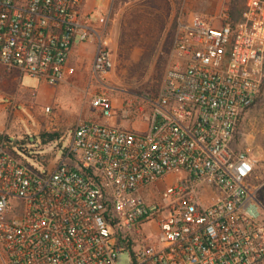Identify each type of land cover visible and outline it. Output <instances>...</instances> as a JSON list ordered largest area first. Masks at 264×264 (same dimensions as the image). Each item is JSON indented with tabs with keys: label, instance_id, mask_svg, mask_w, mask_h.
<instances>
[{
	"label": "built area",
	"instance_id": "2783aa9c",
	"mask_svg": "<svg viewBox=\"0 0 264 264\" xmlns=\"http://www.w3.org/2000/svg\"><path fill=\"white\" fill-rule=\"evenodd\" d=\"M87 2L0 0V69L58 86L91 43L87 95L109 121V27L91 23ZM173 58L155 101L120 108L147 131L81 118L47 153L53 168L0 139V264H119L125 253L128 264H264V174L235 146L264 84V0H246L237 22L227 6L181 13Z\"/></svg>",
	"mask_w": 264,
	"mask_h": 264
},
{
	"label": "rangeland",
	"instance_id": "374dc122",
	"mask_svg": "<svg viewBox=\"0 0 264 264\" xmlns=\"http://www.w3.org/2000/svg\"><path fill=\"white\" fill-rule=\"evenodd\" d=\"M232 1L117 0L111 4L110 0H88L86 9L91 23L100 25L105 21L109 27L114 69L107 87L118 110L116 118L104 121L100 112L90 104L87 91L95 49L93 44L87 43L78 49L81 59L78 63V74L58 86H52L55 89L47 88L46 84L36 78L25 76L18 97L14 83L1 84L4 98L15 97L17 100L14 106H7L4 104L5 100L0 98V135L7 142L8 139L13 141V144H9L10 148H16L25 156L36 158L35 161L38 160L45 166L52 165L53 168L55 162H51L52 156L47 153L57 145L63 148L67 146L70 134L81 118L112 123V126L140 132L147 131L149 124L141 117L126 120L119 111L127 100L146 98L152 102L159 96L167 71L174 64L173 50L178 17L181 13L213 17L223 7L227 6L231 10ZM72 97H76L81 114L76 112ZM47 107L52 108L51 113L46 112ZM142 108L150 113L151 105L146 103ZM44 133H58L61 137L46 146L40 144L41 135ZM235 146L252 155L259 173L263 175L264 87L256 103L241 118ZM37 153H45L46 156L43 159L41 155L36 156ZM175 180L176 177L170 176L158 187L163 189L166 184ZM146 230L151 232L153 228L147 226ZM118 262L128 264L129 255H120Z\"/></svg>",
	"mask_w": 264,
	"mask_h": 264
},
{
	"label": "crops",
	"instance_id": "0c3cea01",
	"mask_svg": "<svg viewBox=\"0 0 264 264\" xmlns=\"http://www.w3.org/2000/svg\"><path fill=\"white\" fill-rule=\"evenodd\" d=\"M79 47H77L76 49V52H75V63L78 64L79 61L81 60L80 59V56H79V51H78ZM25 76H22L18 71H14L11 75L8 74L6 72V70L4 68H1L0 69V98H3L5 100L4 104H7V106H10L12 104L15 103V100H17L15 97L14 98H10V99H7V98H4V91L1 89V84L2 83H7V82H12L15 84V87H16V94L17 96L19 95L18 94V91L19 89H22V79L24 78ZM80 78H77V80H79ZM43 84H46L47 88L49 89H55L54 87L52 86H49L47 83L45 82H42ZM70 85V84H68ZM29 90H32L31 88ZM34 90V89H33ZM76 94V93H75ZM37 95H38V92H37ZM19 97V96H18ZM14 99V100H13ZM71 101L73 102V105L74 107H76V112L81 114L82 111L78 108V102H77V99L76 97H72L71 98ZM3 106V105H2ZM80 110V111H79ZM81 116V115H80ZM110 125L112 123H109ZM10 140V139H9ZM9 144H13V141L10 140V142H8ZM40 144H41V140H40ZM39 146V145H38Z\"/></svg>",
	"mask_w": 264,
	"mask_h": 264
},
{
	"label": "trees",
	"instance_id": "16d2710c",
	"mask_svg": "<svg viewBox=\"0 0 264 264\" xmlns=\"http://www.w3.org/2000/svg\"><path fill=\"white\" fill-rule=\"evenodd\" d=\"M245 4L246 0H233L231 2V16L234 22H237L241 19L244 11H245ZM264 87V84H263ZM263 89V88H262ZM61 136L58 133H44L41 135V144L47 145L50 142H54L55 140H58ZM3 136L0 135V139H2ZM8 142L10 140L8 139ZM24 144V143H23Z\"/></svg>",
	"mask_w": 264,
	"mask_h": 264
}]
</instances>
